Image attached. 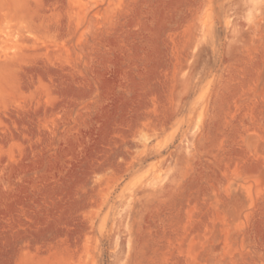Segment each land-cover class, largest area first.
I'll return each mask as SVG.
<instances>
[{"label": "rangeland", "instance_id": "obj_1", "mask_svg": "<svg viewBox=\"0 0 264 264\" xmlns=\"http://www.w3.org/2000/svg\"><path fill=\"white\" fill-rule=\"evenodd\" d=\"M0 264H264V0H0Z\"/></svg>", "mask_w": 264, "mask_h": 264}]
</instances>
